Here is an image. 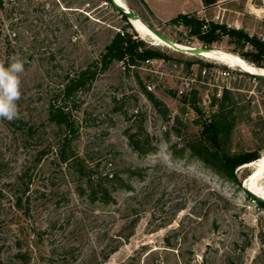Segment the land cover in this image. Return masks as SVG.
<instances>
[{
    "label": "rangeland",
    "instance_id": "374dc122",
    "mask_svg": "<svg viewBox=\"0 0 264 264\" xmlns=\"http://www.w3.org/2000/svg\"><path fill=\"white\" fill-rule=\"evenodd\" d=\"M124 2L177 42L206 47L183 18L173 22L205 6L202 20L208 26L203 25V33L213 21L227 29L245 28L251 39L264 43V0ZM33 4L42 15L37 25L42 37L53 38L54 55L50 48L37 49L33 59L24 62L20 77V118L35 126V135L0 119V264H23L12 258L16 237L32 254L27 264H47L51 258L54 264H119L144 244L138 264H264V208L242 184L222 177L191 149L211 146L205 125L220 121V153L264 155V80L239 67L171 48L138 31L107 1ZM47 19L54 21L52 33ZM122 27L159 55L136 67L114 61L89 90L78 94L77 106L70 104L79 128L76 150L96 158L101 168L116 167L133 185L132 192L118 195L115 211L80 198L77 178L52 155L40 162L35 155L62 135L47 118L52 95L63 88L68 75L96 59ZM211 46L247 62L256 52L253 42L237 47L228 35ZM146 90L163 104L156 106ZM140 126L155 147L144 155L134 151L127 133ZM243 166L236 169L238 178L249 177L251 182L257 166ZM134 170L143 176H130ZM256 182L264 193V171ZM18 196L23 197L20 206ZM133 219L138 221L131 235Z\"/></svg>",
    "mask_w": 264,
    "mask_h": 264
},
{
    "label": "trees",
    "instance_id": "16d2710c",
    "mask_svg": "<svg viewBox=\"0 0 264 264\" xmlns=\"http://www.w3.org/2000/svg\"><path fill=\"white\" fill-rule=\"evenodd\" d=\"M32 1L0 0V64H3L5 67L9 65L13 56H17V51H20V58L24 62L33 59L37 54V49L45 48L48 51L51 49V57L54 55L53 47L50 44L53 38L50 34V38L48 36L42 37L43 33L37 26L42 15L39 14L38 4H33L31 7ZM100 1H107L125 20H128V17L123 11L118 9L111 0ZM30 11L34 12L33 17H31ZM180 18H183L184 23L191 27V34L197 35L206 47L211 48L213 42L221 40L223 35H228L230 41L237 47H244L247 42H253L256 52L251 55L253 57V63L248 61V64L264 67L263 41L256 37L251 39L249 33L244 29H227L226 25H220L212 21L209 30L203 33L202 27L205 23L197 14L190 16L181 14L173 19V22H178ZM46 25L48 33L55 31L54 21H48L47 19ZM158 55V53L151 49H147L144 46L143 40L134 37L132 32L128 31L126 27H122L115 33L112 40L105 46V49L99 56L85 67L77 70L72 76L68 75V80L63 85V88L54 93L50 99L47 118L55 126L56 130L62 132V135H59V139L55 144L45 145L44 148L38 150L35 158L37 162H40L52 155L54 160H57L60 165L64 166L70 174L77 178L78 195L88 203L114 207L117 208L115 209L116 211L118 210L119 204L118 195L122 191L132 192L134 189L133 185L124 178L119 169L116 167L108 169L101 168L100 161H96L94 157L89 159L90 157L81 155L74 147L73 143L78 137L79 129L72 114L73 106H77L76 97L80 92L89 90L97 76L108 69L114 61H123L129 67H136L141 61L151 59ZM255 77L264 80L262 76L255 75ZM146 93L156 106L163 104L152 92L146 90ZM223 113L221 117L226 120L227 116ZM3 120L7 121L6 119ZM11 123L16 128L25 131L28 136L33 137L35 135V132H33L35 126L30 125L24 119H15ZM222 127L223 125L220 121L216 124H206L204 132L211 139L212 145H202L201 148L192 145L191 149L194 150L195 154L204 163L213 168L222 177L241 186V181L236 172L237 167L258 160L264 155L260 156L255 151L234 155L220 153L219 140L224 130ZM140 132H144L145 135H141ZM127 133L129 143L135 152L144 155L154 151L155 147L151 145L150 135L145 132L142 126L139 127V131L131 132V130H128ZM212 146H215V151L214 149L212 150ZM21 174V179H23L27 174L26 167ZM133 175L143 176L142 173H138L136 170L130 172V176ZM243 189L248 196L263 207L245 188ZM22 201L23 197L18 196L17 206L22 205ZM137 221L138 219L131 221L133 228L131 235L134 233ZM12 242L14 248L12 258L22 259L23 264L31 262L32 254L29 249H24L20 238L16 237ZM146 247L147 244L142 245L141 250L137 249L134 255L129 256L119 264H138L141 251ZM117 248L115 247L112 252L116 251ZM227 258L229 260L230 257ZM162 262L158 261L156 264H162ZM47 264H54L52 258L49 259V263Z\"/></svg>",
    "mask_w": 264,
    "mask_h": 264
},
{
    "label": "clouds",
    "instance_id": "9594fccd",
    "mask_svg": "<svg viewBox=\"0 0 264 264\" xmlns=\"http://www.w3.org/2000/svg\"><path fill=\"white\" fill-rule=\"evenodd\" d=\"M24 61L13 56L7 67L0 64V119L11 122L20 118L18 101L22 97L21 74Z\"/></svg>",
    "mask_w": 264,
    "mask_h": 264
},
{
    "label": "bare ground",
    "instance_id": "6f19581e",
    "mask_svg": "<svg viewBox=\"0 0 264 264\" xmlns=\"http://www.w3.org/2000/svg\"><path fill=\"white\" fill-rule=\"evenodd\" d=\"M120 3L126 4L124 2V0H118ZM132 24L135 26V28L148 35L151 37H154L158 40H160L162 43L170 46L171 48L172 45H170L169 43H167L165 40H163L161 37H159L156 33H154L149 27L148 25L142 20V19H136V20H132ZM180 43L182 46H189V44H184L181 42ZM211 51H207L204 52V54L202 56H205L207 58H210L211 60H217L220 62H223L224 64H227L229 66H233V67H239L244 71H250L251 73H264V67H260V66H254L251 64H248L247 60L242 59L241 57H239L238 55L234 54L236 57L227 54L226 52H224L223 50H217L215 48H211ZM191 54V53H189ZM252 164H256L257 169L255 171H252L251 175L254 176L253 180L251 182L248 181L249 177L246 179V185H248L253 191H255L256 193L263 195L264 193L262 191V189L260 188V185L258 184L257 181V176L262 173L264 171V156L262 158H260L258 161L254 160L252 162L246 163V165H252ZM244 164V166H246ZM243 166V167H244Z\"/></svg>",
    "mask_w": 264,
    "mask_h": 264
},
{
    "label": "water",
    "instance_id": "95a60500",
    "mask_svg": "<svg viewBox=\"0 0 264 264\" xmlns=\"http://www.w3.org/2000/svg\"><path fill=\"white\" fill-rule=\"evenodd\" d=\"M112 3L118 7V9H120L121 11H123V13L128 17V20L132 23V20H136V19H141L140 16L137 14V12L132 9L126 2V4L120 3L118 0H111ZM145 22V21H144ZM146 23V22H145ZM148 25V27L154 32L156 33L159 37H161L163 40H165L167 43H169L170 45H172V47L177 50L180 51L182 53H186V54H194V55H203L204 52L207 51H211V48L208 47H203V46H182L180 43H178L177 41L173 40L172 38L168 37L167 35H165L164 33H162L161 31H159L158 29H156L155 27L149 25L148 23H146ZM248 73H251L250 71H246ZM254 75H259L264 77V73H252ZM242 186L246 189V191H248L257 201H259L264 208V196L260 195L258 193H256L255 191H253L248 185H246V180L245 181H241Z\"/></svg>",
    "mask_w": 264,
    "mask_h": 264
},
{
    "label": "crops",
    "instance_id": "0c3cea01",
    "mask_svg": "<svg viewBox=\"0 0 264 264\" xmlns=\"http://www.w3.org/2000/svg\"><path fill=\"white\" fill-rule=\"evenodd\" d=\"M204 7H205V6H203L202 8H199L198 11H197V12H198L197 15L199 14L198 16L201 17V18H203L202 13H204V11H206V9H205ZM203 8H204V9H203ZM205 15H206V14H205ZM205 15H204V16H205ZM237 23H240V22L237 21ZM236 27H237V28H241L240 25H236ZM243 29H245V28H243Z\"/></svg>",
    "mask_w": 264,
    "mask_h": 264
},
{
    "label": "built area",
    "instance_id": "2783aa9c",
    "mask_svg": "<svg viewBox=\"0 0 264 264\" xmlns=\"http://www.w3.org/2000/svg\"><path fill=\"white\" fill-rule=\"evenodd\" d=\"M205 26L207 27L208 25L205 24ZM229 72H230V70H224L222 73H223V74H228Z\"/></svg>",
    "mask_w": 264,
    "mask_h": 264
}]
</instances>
